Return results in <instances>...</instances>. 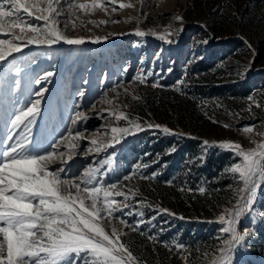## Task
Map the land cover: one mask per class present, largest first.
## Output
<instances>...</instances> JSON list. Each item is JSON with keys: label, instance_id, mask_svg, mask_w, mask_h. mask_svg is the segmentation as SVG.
<instances>
[{"label": "rangeland", "instance_id": "rangeland-1", "mask_svg": "<svg viewBox=\"0 0 264 264\" xmlns=\"http://www.w3.org/2000/svg\"><path fill=\"white\" fill-rule=\"evenodd\" d=\"M101 4L79 14L78 19L74 17L76 28L67 34L107 35L109 39L82 46H29L7 62H0V151L11 143L7 141L9 135L23 131V126L13 130L11 119L36 99L41 85L35 80L46 71H54L50 82L43 85L47 91L30 126L31 150L50 151L64 137L58 153H63L64 159L73 151L75 154L66 164L57 159L50 168L62 167L68 178L80 177L97 160L114 157L112 171L104 176L105 184L120 181L119 190L139 188L137 199L145 198L153 208L158 205L176 213L157 215L145 209V218L156 216L151 224L141 226L145 235L122 229L127 232L123 240L145 264H182L175 250L169 252L162 244H153L147 235L157 234L160 241L177 240L190 246L194 257L197 248L211 250L218 243L221 225L208 221H215L223 207L231 206L234 191L229 185L232 189L236 185L222 172L234 162L232 154L213 147L202 165L189 162L201 154L203 140L231 139L247 147L243 127L255 125L264 131V107L253 104L252 111L247 110L249 96L264 105V0H101ZM177 15L183 17L182 22L175 21ZM169 25L177 32L169 38L172 43L151 34ZM137 29L148 35L136 36ZM13 65L23 71L17 75L10 70ZM148 72L153 75L145 84L134 79ZM181 80L178 92L175 87ZM156 82L162 87L153 88ZM77 111L85 113L87 119L73 125ZM109 111L139 118L145 130L97 154L95 147L110 142L111 127L128 126L127 121L117 122ZM147 123H158L184 135L147 129ZM76 132L81 137L73 139ZM92 140L98 144L93 145ZM172 147L176 151L168 154ZM157 159L158 163L123 180L138 163L151 164ZM154 171L159 173L155 179L140 178ZM201 185L207 189L203 195L196 191ZM181 186L191 187L193 192H181ZM258 206L264 209V186ZM181 215L185 219H179ZM123 218L132 224L139 219ZM114 223L119 226L118 220ZM110 228L106 225L107 230ZM245 228L254 229L255 234L237 249L234 264H264V222L250 224L244 220L240 230ZM195 264L201 262L197 259Z\"/></svg>", "mask_w": 264, "mask_h": 264}, {"label": "snow or ice", "instance_id": "snow-or-ice-1", "mask_svg": "<svg viewBox=\"0 0 264 264\" xmlns=\"http://www.w3.org/2000/svg\"><path fill=\"white\" fill-rule=\"evenodd\" d=\"M97 7H102L101 0H0V62H7L14 54L22 53L29 46H82L86 42L98 44L109 39L107 35L86 37L67 34L76 28L74 17L78 19L79 14ZM174 19L183 21L180 15ZM151 34L172 43L169 38L177 32L171 30L169 25L164 31ZM135 35L143 37L148 33L137 29ZM203 43L206 44L207 41ZM10 70H14L17 75L23 71L18 65H13ZM54 75V71H46L35 80L37 85H41L35 93L36 99L17 110L11 119L12 129L23 126V131L18 135H9L7 141L11 143H6L0 151V264H145L123 240L127 232L122 229L144 236L141 226L151 224L156 219V216L145 218V209H152L157 215L176 216V213L158 205L153 208L145 198L137 199L140 196L139 188L124 191L119 190L120 181L105 184L104 176L112 171L114 157L97 160L85 168L80 177L68 178L63 175L62 167L50 168L57 159L66 164L75 154L73 151L64 159V154L58 153V145L64 137L53 144L50 151L41 153L31 150L30 126L40 113L41 101L47 91L43 85L50 82ZM151 75V72L146 75L141 73L134 79L145 84ZM182 84L183 80L178 82L175 90L179 92ZM16 86L19 87V81ZM151 86L162 87L158 82ZM124 91L127 93L129 90L125 88ZM133 98L140 99L139 96ZM248 100L251 102L247 109L249 112L252 111L253 104L264 107L252 96ZM109 115L117 122L127 121L128 126L111 127L110 142L95 147L97 154L120 144L126 137L145 130L138 122L139 118L130 119L123 111H109ZM83 119H87V115L77 111L72 124L76 125ZM223 126L230 127L228 124ZM146 128L157 129L169 135H184L158 123H147ZM242 132L248 139L249 146L231 139L212 142L203 140L201 154L189 162L202 165L208 150L213 147L230 152L234 160L222 172V175L230 176L236 185L235 189L229 185V189L234 191L233 200L229 201L231 206L223 207L215 221H208L221 225L216 237L218 243L214 248H205L203 251L197 248L194 257L190 246L177 240L171 243L160 241L157 234L147 235L148 241L153 244H162L169 252L175 250L180 255L182 264H195L197 259L201 264H234L233 257L237 249L255 234L254 229L245 228L241 231L242 222H264V209L258 206L259 193L264 186V131L250 125L243 127ZM68 135L72 136L71 130ZM79 137L81 133L76 132L73 139ZM91 143L97 145L98 141L92 140ZM75 147L73 144V150ZM92 151L93 149H89V152ZM175 151L176 148L172 147L168 154ZM158 162L157 159L151 161V164L138 163L133 172L124 176L123 180H130L138 171ZM158 174L154 171L150 175H141L140 178L153 180ZM166 183L169 186L173 184L172 181ZM179 191L192 193L193 189L181 186ZM196 191L203 195L207 189L201 185ZM125 216H136L139 219L132 224L123 218ZM178 218L185 219L183 215ZM116 220L119 226L114 223ZM106 225H111L110 231L106 229Z\"/></svg>", "mask_w": 264, "mask_h": 264}]
</instances>
